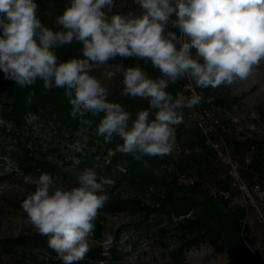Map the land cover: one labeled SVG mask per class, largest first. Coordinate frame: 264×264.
Here are the masks:
<instances>
[{"label":"clouds","instance_id":"obj_1","mask_svg":"<svg viewBox=\"0 0 264 264\" xmlns=\"http://www.w3.org/2000/svg\"><path fill=\"white\" fill-rule=\"evenodd\" d=\"M134 3L139 10L124 14L114 12L115 0H69L53 30L37 16L36 0H0V72L20 88L40 80L46 91L63 89L69 116L78 120L81 131L95 123V135L105 144L119 137L116 151L143 161L173 154L183 110L195 116L203 102L195 89L244 81L264 62V0ZM74 42L81 45L80 55L58 62L55 50ZM117 57L150 62L160 73L153 78L139 65L122 63L107 73L112 79L123 70L122 94L148 102L134 119L119 102L108 99L107 89L92 74ZM184 79L194 82L190 97L167 91ZM9 171L5 165L0 175ZM75 181L68 188L57 177L41 173L35 190L21 202L28 222L48 237V247L62 264L85 259L95 221L115 185L113 178L91 168L81 170Z\"/></svg>","mask_w":264,"mask_h":264},{"label":"rangeland","instance_id":"obj_2","mask_svg":"<svg viewBox=\"0 0 264 264\" xmlns=\"http://www.w3.org/2000/svg\"><path fill=\"white\" fill-rule=\"evenodd\" d=\"M115 2L114 12L139 10L134 0H115ZM37 16L45 26L57 30V17L53 15L49 5L38 7ZM116 66V64H107L92 74L100 79L110 95L133 99L122 94L123 70L116 77L108 79L107 73L115 71ZM191 86L192 89L195 88L194 82ZM195 90L197 93L201 90L203 102L196 107L195 116L192 110H183L184 123L177 126V132L194 139L199 129L206 139L215 140L220 146V151L224 156L216 152V157L208 163L205 162L200 170L203 174L204 187L212 191L216 189L221 191L222 187H225V197L229 201L225 211L234 210L236 207L244 210L243 223L246 232L243 238L245 243H252L250 251L254 256V264H264V177L254 175L248 167L252 161L254 149L250 151L244 149V143L248 140L264 145V116L258 113V110L264 107V62L244 81L217 89ZM178 95L188 98L192 95V91L184 89ZM134 100L145 101L148 104L146 100L139 98ZM207 110H210L213 113V119L218 121V124L214 125L212 134L208 136L198 124V118ZM205 122L206 125L210 123L213 125L209 119ZM6 128L9 129V126ZM237 128H242L243 131L237 132ZM16 133L22 145L31 149L34 156L45 155L58 165L59 173L64 175L62 183L65 187L75 186V177L83 169L91 168L99 174L96 164L81 165L83 160L77 156L78 153L81 155L85 153V138L76 137L72 142L68 141L66 138L56 136L50 126L46 127L36 123L33 117L29 118L27 126ZM183 142L177 139L176 149H183ZM0 144L11 147L14 142H10V139L2 133ZM234 145H237L238 149ZM91 152L93 150L86 154ZM196 152L191 151V154ZM173 157L178 156H170V158ZM3 158L5 157L0 154V172H3L5 165L10 171L6 173L8 178L0 183V264H62V260L48 247L46 243L48 237L45 236L41 240L16 246L11 253L3 251L1 244L3 239L39 235V232L28 222L26 213L21 209V202L35 190V181L40 175L32 170L21 171L11 158L7 157V161ZM94 159L98 161L102 158L97 156ZM239 182L245 184L250 198L240 189ZM257 184L260 192L252 191V187ZM107 194L123 198H137L142 201L148 198L147 193L124 182L113 186ZM97 219L101 220L104 225L103 234L98 239L89 238V252L79 264H174L170 257L174 239L167 236L164 246H160L157 240L149 239L140 226L144 219L141 211L125 210L112 215H98ZM245 263L250 264V261ZM181 264L239 263L231 257L228 251L218 252L209 244L204 243L193 246L185 254V259Z\"/></svg>","mask_w":264,"mask_h":264},{"label":"trees","instance_id":"obj_3","mask_svg":"<svg viewBox=\"0 0 264 264\" xmlns=\"http://www.w3.org/2000/svg\"><path fill=\"white\" fill-rule=\"evenodd\" d=\"M36 2L39 7L49 5L53 15L57 17L62 14L69 0H36ZM80 48L81 45L74 42L71 46L66 45L56 49L58 62L79 56ZM120 63L125 67L139 65L153 78L160 76L159 71L153 68L150 62L145 63L136 58L117 57L109 62L112 65ZM187 82L188 80L184 79L175 85L170 84L167 91L177 96L185 89ZM199 94L202 93L199 91ZM108 99L119 102L132 113L133 119L138 110L148 107L145 101L137 102L134 99H124L110 94ZM0 105L2 120L0 135L4 133L10 142H14L11 147L0 144V154L11 158L21 171L32 170L36 174L46 172L57 177L59 182L64 180V175L59 173L56 163L45 155L34 156L31 149L22 145L16 132L27 126L30 117H33L38 124L50 126L56 136L66 138L68 141L72 142L76 137H87L85 153L77 155L83 160L81 165L96 164L98 175L113 178L114 187L124 182L148 195L143 201L137 198L109 196L110 199L99 212L100 216L125 210L141 211L144 219L140 226L149 239L157 240L160 246H164L167 236L174 239V247L170 251L174 264H181L185 254L193 246L204 243L209 244L215 251H228L239 264H246L248 260L250 264H254V256L250 251L252 243H245L243 238L246 232L243 223L244 210L236 207L234 210L225 211L229 202L225 197V187H222L223 191L219 189L212 191L204 187L203 174L200 170L205 162L208 163L216 157V151L207 144L201 130L198 129L194 139L177 132V139L184 141L183 149L178 148L172 154L178 157H144L143 161H137L131 155L116 151V146L122 143L119 137H114L110 144H105L103 137H97L95 123L90 129L84 127L81 131L82 126L78 120L69 116L71 106L63 94V89L53 88L46 91L40 80L29 88H20L12 81L4 79V74L0 72ZM258 113L264 116V107L260 108ZM96 122L98 123V120ZM7 126L9 129L6 128ZM244 145L245 151L254 149L249 169L254 175L264 177V145L250 140ZM234 146L238 149L237 145ZM91 150L93 152L86 154ZM191 151L198 152L191 154ZM97 156L102 159L95 161L94 158ZM144 161L147 162V167ZM7 178L6 174L0 176V183ZM103 229L101 220L96 219L90 239L101 238ZM41 238L43 236L40 234L35 237L23 235L3 239L1 244L5 253H11L16 246L35 242Z\"/></svg>","mask_w":264,"mask_h":264},{"label":"built area","instance_id":"obj_4","mask_svg":"<svg viewBox=\"0 0 264 264\" xmlns=\"http://www.w3.org/2000/svg\"><path fill=\"white\" fill-rule=\"evenodd\" d=\"M191 81L188 80L186 86H185V89L186 90H190L192 91V86H191ZM201 91V90H200ZM190 97V96H189ZM211 120L213 122V125H210L207 124L206 125V122L205 120ZM198 124H199V127L206 133V136H208V134H212V130L214 129V125L218 124V121L217 120H214L213 119V113L210 111V110H207L204 112L203 115H201L199 118H198ZM206 142L209 146H211L216 152H218L220 155L224 156L223 152L220 151V146L215 142V140H212V139H206ZM239 186H240V189L250 198V193H249V190L247 189V187L245 186L244 183H238ZM252 191H255V192H260V189H259V185H254V187H252Z\"/></svg>","mask_w":264,"mask_h":264}]
</instances>
